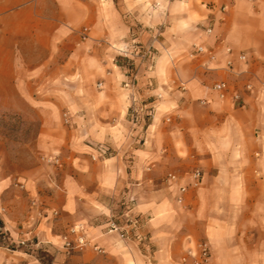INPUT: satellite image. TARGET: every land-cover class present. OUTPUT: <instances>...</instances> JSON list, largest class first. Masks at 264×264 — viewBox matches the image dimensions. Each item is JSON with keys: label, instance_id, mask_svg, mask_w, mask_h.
Returning a JSON list of instances; mask_svg holds the SVG:
<instances>
[{"label": "crops", "instance_id": "obj_1", "mask_svg": "<svg viewBox=\"0 0 264 264\" xmlns=\"http://www.w3.org/2000/svg\"><path fill=\"white\" fill-rule=\"evenodd\" d=\"M132 43L152 46L147 61L120 57ZM194 45L215 60L188 58ZM0 97L67 116L42 121L68 131L38 139L58 182L42 197L46 220L23 226L52 264H178L196 243L210 264L264 259V0H0ZM178 185L195 213H168ZM134 218L139 239L108 229ZM4 225L14 237L18 224ZM75 225L90 247L65 253Z\"/></svg>", "mask_w": 264, "mask_h": 264}, {"label": "rangeland", "instance_id": "obj_2", "mask_svg": "<svg viewBox=\"0 0 264 264\" xmlns=\"http://www.w3.org/2000/svg\"><path fill=\"white\" fill-rule=\"evenodd\" d=\"M40 99L34 98V105L27 107L21 98L0 97V264H52L51 254L39 245L37 238L32 235L26 237L25 234L32 230V226L23 227L24 224H36L46 220L47 212L42 209L44 203L42 197L48 188H56L58 182L56 172V167L59 165L58 157L49 156L38 139L43 132L51 133L55 138L58 132L64 134L68 131L65 125L61 124L58 129H42L43 120L60 121L61 117L67 119V116L58 112L42 113L41 107L37 105ZM50 99L51 103L58 100ZM63 99L66 104L70 103V98ZM248 191L249 188L246 189V192ZM230 193L235 198L236 193ZM249 195H245L247 200L243 202L248 206L252 201ZM209 199L210 194H207L206 200ZM231 201L238 203V206L240 204L239 201L235 202L233 199ZM195 204H174L168 213L191 215L196 211L192 209ZM246 214L250 215L248 211ZM49 215L51 220L58 217L56 210H51ZM4 223L18 224V231L14 237L4 230ZM249 227V225L239 226L242 233L238 236L242 235L240 238H246V243L248 238L244 236V232L246 234ZM243 241L245 239L237 242L243 244ZM146 255L147 259L151 260L149 254ZM259 260H261L260 264H264V259ZM241 264L259 263L246 255L242 258Z\"/></svg>", "mask_w": 264, "mask_h": 264}, {"label": "built area", "instance_id": "obj_3", "mask_svg": "<svg viewBox=\"0 0 264 264\" xmlns=\"http://www.w3.org/2000/svg\"><path fill=\"white\" fill-rule=\"evenodd\" d=\"M212 32L211 28H206L204 33L210 35ZM82 38L86 37V31L84 30ZM152 46L147 48L141 47L138 44L132 43L127 44L125 47L118 50L120 57L127 60H132L134 58H139L141 60H148L152 53ZM227 54H232L231 49H225ZM201 56H205L208 59V62L215 60V57L211 52H208L204 47L200 45H194L191 51L188 53V58L197 59ZM240 62H245L246 58L243 54L238 56ZM213 91L216 92L220 98H224L228 90L227 84L225 82H217L212 87ZM247 90H251V86H246ZM235 102H240L239 96L233 97ZM133 119L136 118L135 112L131 113ZM201 172L198 169H195L192 173V179L197 182L199 181ZM167 180L172 183H178V179L173 174L167 175ZM187 194V188L183 185H178V196L177 203L179 205H185V198ZM141 227V222L139 219H128L125 228L119 227V225L112 221L109 224V231H118L122 239H139L138 236L132 235L133 231L138 230ZM90 247V242L86 235L85 229L82 225H75L70 227L66 234L61 237V248L65 253H70L74 251H83ZM96 252H100V249L94 248ZM178 264H210V249L205 243H196L193 246L189 247L180 257Z\"/></svg>", "mask_w": 264, "mask_h": 264}]
</instances>
